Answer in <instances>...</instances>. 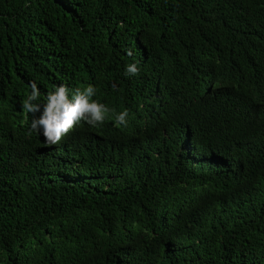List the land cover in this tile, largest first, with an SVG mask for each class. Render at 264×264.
<instances>
[{
	"label": "trees",
	"instance_id": "obj_1",
	"mask_svg": "<svg viewBox=\"0 0 264 264\" xmlns=\"http://www.w3.org/2000/svg\"><path fill=\"white\" fill-rule=\"evenodd\" d=\"M76 77L112 111L49 147L10 108ZM0 264H264V0H0Z\"/></svg>",
	"mask_w": 264,
	"mask_h": 264
},
{
	"label": "clouds",
	"instance_id": "obj_2",
	"mask_svg": "<svg viewBox=\"0 0 264 264\" xmlns=\"http://www.w3.org/2000/svg\"><path fill=\"white\" fill-rule=\"evenodd\" d=\"M129 55H131L130 52ZM159 58L160 57H158L157 60ZM157 60L156 62H158ZM139 72L140 68L136 63L129 64L126 68V75L129 76H136L139 74ZM75 82H83V88H76L74 86ZM164 83L165 82H162L163 87H167ZM30 89V94L27 96V99L23 103V107L26 111L15 107L10 108V110H13L16 114H20L23 123L28 124V127L30 126V135L32 133L40 135L42 141H44V143L49 147H55L56 145H58L60 141L67 134H69L81 121H85L92 127L101 126L107 119L108 113L112 111L106 105L92 99L96 95L97 90L93 85H90L88 83V80L82 77L73 78L72 86L70 88H68L65 84L56 86L53 91L47 94L44 103L39 102L41 93L36 82H30ZM166 91L167 94H164L163 97H166V95H170L171 93V90L169 88L166 89L165 92ZM174 94L175 90L173 88V95ZM163 106L165 109L162 119L165 120V127H162V129L164 130L165 128V131L161 133V137L159 138V130L155 131V129L152 128L153 119L151 117L150 133L157 137L158 141L162 140L160 141V150L164 152V139L168 137V119L165 114L167 105L163 104L155 107L154 114L159 115V110ZM3 108H5V106H3ZM36 113H40L39 117L36 116ZM7 114L11 115L9 111ZM128 116L129 111L127 109L116 114V125L127 127L129 122ZM190 150L191 149L189 148H184L185 152H190ZM193 152H196L195 147L193 148ZM155 155H157V152ZM53 163L56 164L55 162ZM169 172L171 173V171Z\"/></svg>",
	"mask_w": 264,
	"mask_h": 264
},
{
	"label": "rangeland",
	"instance_id": "obj_3",
	"mask_svg": "<svg viewBox=\"0 0 264 264\" xmlns=\"http://www.w3.org/2000/svg\"><path fill=\"white\" fill-rule=\"evenodd\" d=\"M158 62H156L158 65H160L161 64V59L159 58L158 60H157ZM155 72H158V73H160V74H162V72L164 71V68H159V69H157V70H154ZM157 74V73H156ZM165 84V83H164ZM166 86H167V88H169L171 91V93H170V95H167V98L169 97L170 99H171V96H172V94H173V90L171 89V87L169 86V85H167V83L165 84ZM74 86L76 87V88H79V89H82L83 88V86H84V83L83 82H75V84H74ZM165 94H167V91L165 92ZM164 106L163 107H161V109L159 110L160 111V113H159V115H158V122L156 123V124H154L153 125V129H155V131H158L159 130V135H158V137L160 138L161 137V133H163V131H165V128H164V130L162 129V127H165V120L164 119H162V117H163V112H164ZM160 141H162V140H160ZM50 154V153H49ZM54 157H59V155L57 154V155H55L54 154ZM53 162H55V161H53ZM60 162V161H59ZM56 163V162H55ZM54 165V170H56V169H58V167H57V165L56 164H53ZM52 165V166H53ZM62 167V168H61ZM51 168H53V167H51ZM78 168V167H77ZM75 169H76V167L75 166H72V165H68V164H65L64 166H60L59 167V171H62V170H64V171H70V174L71 173H73L74 171H75ZM168 168H166L165 169V171L167 170ZM99 171L100 172H105L106 171V169L104 168V167H102V168H100L99 169ZM167 173H168V175H171V173L169 172V171H166Z\"/></svg>",
	"mask_w": 264,
	"mask_h": 264
},
{
	"label": "bare ground",
	"instance_id": "obj_4",
	"mask_svg": "<svg viewBox=\"0 0 264 264\" xmlns=\"http://www.w3.org/2000/svg\"><path fill=\"white\" fill-rule=\"evenodd\" d=\"M154 122H155V124H156L158 121H157V122H156V121H154ZM152 127H153V126H152Z\"/></svg>",
	"mask_w": 264,
	"mask_h": 264
}]
</instances>
